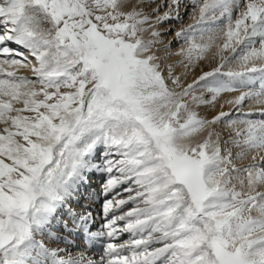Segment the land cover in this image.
I'll return each mask as SVG.
<instances>
[{
	"label": "bare ground",
	"instance_id": "bare-ground-1",
	"mask_svg": "<svg viewBox=\"0 0 264 264\" xmlns=\"http://www.w3.org/2000/svg\"><path fill=\"white\" fill-rule=\"evenodd\" d=\"M120 1L122 5L124 0ZM24 2L0 3V72L45 81L48 77L52 81L56 76L64 78L74 59L65 55V47L60 60L53 58L55 46L46 37L43 8L42 12H28ZM140 3L130 0L120 7L142 13ZM183 3L181 9L190 5ZM206 5L201 12L219 6L226 11L237 7L249 22L264 19V0H207ZM156 15L150 19L157 21ZM151 22L145 36L150 39L155 33V39L161 40L156 32L162 26ZM148 47L138 54L142 59L152 57L155 71L150 73L151 81L158 84L138 91L135 99L131 96L127 100L130 106L122 102L109 104V110L100 109L95 120L89 121L91 126L84 128L56 105L42 110L38 103L33 109L27 102L33 86L19 85L14 78L5 84L0 81V90L12 100L7 102L11 105L6 110L8 117L2 114L7 105L0 104L3 264H229L238 249L248 264H264V73L257 79L262 92H239L226 84L253 79V69L264 65V43L254 45L238 61L232 69L235 77L227 76L211 88V98L217 91L224 94L216 109L213 99L204 97L205 90H187L212 68L201 73V69L186 66L189 59L183 58H190V54L180 52L175 44L158 55H151V45ZM142 74L138 72L139 79L147 77ZM135 103L141 108L132 110ZM133 116L144 130L165 135L166 144L206 157L209 196L199 201L203 203L187 204L184 186H175L162 159L166 152L162 141L152 140L149 148L140 146ZM66 125L70 136L64 138L61 129ZM256 126L258 137L250 132ZM240 132L244 139L231 135ZM224 142L230 150L226 144L220 153L218 146ZM121 210L123 219L117 220L122 217L118 215ZM228 220L234 225L221 236L219 227ZM125 248L137 250V257H124ZM216 248L221 254L215 253Z\"/></svg>",
	"mask_w": 264,
	"mask_h": 264
},
{
	"label": "rangeland",
	"instance_id": "rangeland-1",
	"mask_svg": "<svg viewBox=\"0 0 264 264\" xmlns=\"http://www.w3.org/2000/svg\"><path fill=\"white\" fill-rule=\"evenodd\" d=\"M2 1L5 3L6 0ZM2 1L0 0V3ZM24 1L23 5L26 10L29 9L28 12H42L43 8L45 12L43 15L47 20V22H43L46 25V31H48L46 37L55 46L53 58L60 60L61 54L63 53L61 49L65 47V55H70L74 59V65L66 70L64 78L60 79V76H56L54 77V81L49 77L47 81L44 78L38 77H27L24 79L25 76H18L14 78L3 70L0 72V81L3 80L1 83L5 84L4 81L9 80V78H14V82H18L19 85L33 86L32 90L27 93V102H30L31 105L33 104L31 106L33 109L39 107L37 106L38 103H41L42 110H47L56 105L63 111L65 116H74L75 123L78 127L81 126V128L91 126L89 121L95 120V117L101 110H109V104L117 105L118 103L126 102L130 106L131 104L127 100H130L131 96L134 98L138 94V91H146L158 84L152 83L151 81L150 73L155 71L153 61L151 62L152 57L149 60L142 59L138 54L139 51L148 49V44L151 45V55H158L160 50L167 49L175 44L180 48V52L184 50L190 54V58H183V60L185 58L189 59L186 66L188 65L194 71L201 69V73L206 68L208 70L212 68L209 73L187 87V90H192H189V93L190 91L194 93L197 89L205 90L204 97L211 98V88L221 79L225 81L227 76L235 77L234 70L232 69H236L238 61L247 56L250 52L249 50L254 48V45L261 46L264 43V19H253L249 22L247 16V20L241 17V13L237 7H235L236 10L231 9L226 11L219 6L201 12L200 8L207 6V0H193L191 3L190 1L185 3L186 0H141L139 8L142 13L139 11L135 13L131 9H122L120 7L130 0H124L122 5L120 4V0ZM181 3L183 5H190L181 9V6H179ZM154 15H156L155 18H157V21L156 19H150ZM151 21L156 22L154 24L155 26H162V29L156 32L158 36H161V40L155 39V33L151 34L150 39L145 36L146 29L152 24ZM253 24H257L255 25L256 27ZM229 27H231L230 31L228 30ZM255 28H258V31L261 29L263 33L260 31V35H258L259 32H256ZM162 56L166 57L165 54ZM2 59L3 56L0 55V60ZM205 60L206 62H203ZM169 64L172 65L173 63ZM257 68L253 69L255 71L250 69L253 71V73L251 72L253 74L252 80L244 83L236 79L227 81L228 83L226 84L232 88L234 87L235 90L239 89V92H247L250 90L252 93L255 91L262 92V85H259L258 80L264 73V65H259L258 70ZM220 70H230L233 72L230 74L221 73ZM140 71L143 72V76L145 75L147 77L139 79L138 72ZM244 71L247 72V70ZM197 76L198 74L195 75V78ZM89 82H92V84H87ZM81 84L87 85L80 86ZM258 85L261 87L257 88ZM15 93L19 95L20 91L15 90ZM187 95L189 96V94ZM223 95L220 91L214 93V96L211 98L213 99L214 109L219 107L220 99L223 98ZM252 97L250 96L249 98L251 99ZM250 99L246 103L250 102ZM8 101H12L10 95H7L6 91L0 90V104L2 106L4 104L7 105L6 107L3 106L4 110H2V114L6 113L7 117L9 112L6 110L8 108L11 109V105L9 106L7 103ZM139 108L141 107L135 103L132 110H138ZM40 112L42 113V111ZM33 115L31 117L37 120V117ZM79 116L84 117L85 121H81L78 118ZM260 116L259 114L257 118ZM6 118L4 121L9 124V120H6ZM133 118L134 132L141 147H153L151 141L155 139H159L165 144L166 152L162 155V159L166 162L165 169H167L168 173H170V164L175 162L180 156L186 155L194 159L203 168L205 178L206 157H201L200 152V154H197L192 149L184 150L166 144L165 135L150 129L144 130L139 120L135 116ZM257 118L254 119L252 117L251 119L256 121ZM224 119L225 117L222 118V120ZM51 124L55 126L53 122ZM65 128L61 129L63 130L61 136L64 138L70 136L68 126L66 125ZM259 130V127L256 126L250 132L254 137H258ZM1 133L2 131L0 130ZM231 135H236L238 139L245 138L242 132L231 133ZM262 137L264 141V132ZM20 144L22 146L25 145L23 141ZM226 144L227 142H224L218 146V148L220 147V153L225 150L223 145ZM229 147L227 144L226 149H229ZM17 181H20V179H17ZM173 182H175L174 178ZM206 183L208 191L209 184L207 181ZM174 184L175 186L183 188V186L176 182ZM183 191L187 204L193 203L194 205H199L203 203L194 201L184 188ZM122 211L118 215H122ZM122 217L121 220L123 219ZM233 225L234 222L228 220L225 226L219 227L220 231H223L221 236L224 232H229V229ZM8 240V242H11L12 238L10 237ZM214 251L218 255L221 254L218 248L214 249ZM136 253H138L137 250H130L126 253L128 255L124 254L123 256L137 257ZM222 258L227 259L226 256H222ZM229 260H231L229 264H248L243 259V252L240 249ZM134 262H137L136 258ZM0 264H3L1 253Z\"/></svg>",
	"mask_w": 264,
	"mask_h": 264
},
{
	"label": "water",
	"instance_id": "water-1",
	"mask_svg": "<svg viewBox=\"0 0 264 264\" xmlns=\"http://www.w3.org/2000/svg\"><path fill=\"white\" fill-rule=\"evenodd\" d=\"M170 172L195 201H204L207 198L203 170L193 159L185 155L179 157L170 164Z\"/></svg>",
	"mask_w": 264,
	"mask_h": 264
}]
</instances>
